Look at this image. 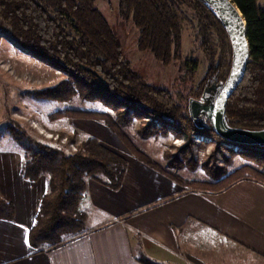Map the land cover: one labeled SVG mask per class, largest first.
<instances>
[{"label":"trees","instance_id":"1","mask_svg":"<svg viewBox=\"0 0 264 264\" xmlns=\"http://www.w3.org/2000/svg\"><path fill=\"white\" fill-rule=\"evenodd\" d=\"M116 1L121 19L130 21L137 31L138 49L149 52L163 65L181 57V24L173 2L190 7L202 27L218 32L222 53L229 58L226 70H222L221 61L211 65L195 90L189 87L186 93L173 94L147 83L132 69L96 0H0V32L27 55L64 75L52 87L34 90L30 96L58 103L79 99L104 109H64L51 113L48 119L70 118L106 126L135 158L148 163L147 156L134 146L123 128L149 118L151 122L138 129V136L185 137L188 142L176 155L166 153L168 164L190 171L200 167L209 178L187 181L164 171L156 162L149 164L183 187L219 190L244 176L264 182V146L228 143L215 134L204 114L194 119L189 111L190 101L202 95L213 102L231 68L230 41L217 13L204 0ZM231 1L246 23L250 56L242 82L227 101L224 118L231 128L264 130V8L258 7V0ZM192 76L193 71L188 70L187 77ZM212 85L216 87L213 95L205 93ZM8 129L23 150L21 176L31 183L43 177L47 180L46 192L28 232L29 246L35 252L55 249L85 230L86 214L81 203L87 181L118 190L126 161L94 137L82 140L71 152L58 140L33 138L16 125ZM192 136L217 142L212 155L201 163L193 154L197 144ZM66 140L75 143L74 136ZM224 143L236 146L238 151L227 148L230 155L225 156L221 151ZM219 153L221 159L216 157ZM236 155H243L250 163L230 172L228 167ZM13 219V204L0 196V220Z\"/></svg>","mask_w":264,"mask_h":264},{"label":"crops","instance_id":"2","mask_svg":"<svg viewBox=\"0 0 264 264\" xmlns=\"http://www.w3.org/2000/svg\"><path fill=\"white\" fill-rule=\"evenodd\" d=\"M21 163L0 156V196L14 206V219L0 220V264H264V182L186 188L134 158L118 190L87 181L82 234L35 252L25 236L46 179L26 181Z\"/></svg>","mask_w":264,"mask_h":264},{"label":"rangeland","instance_id":"3","mask_svg":"<svg viewBox=\"0 0 264 264\" xmlns=\"http://www.w3.org/2000/svg\"><path fill=\"white\" fill-rule=\"evenodd\" d=\"M96 6L115 33L123 57L130 62L135 72L155 87L173 94L186 93L189 87L193 90L197 88L211 65L215 66L221 61L222 70L227 68L229 58L222 53L218 32L212 28L202 27L194 11L184 4L173 2V8L178 14L181 24V57L169 65L161 64L149 52L138 49L137 31L130 21L121 19L116 0H96ZM188 70L193 71V76L190 79L187 77ZM63 78L62 73L27 55L7 34L0 32V156H23L21 145L12 138L8 129L10 125H16L33 138H42L52 142L58 140L71 152H75L76 144L82 140L94 137L126 161L133 158L139 161L130 153L118 136L106 126L92 121L70 118L53 121L48 119L51 113L64 109L104 110L96 103L79 99H73L70 103H58L35 100L30 96L34 90L52 87ZM215 88V85L209 86L205 89V93L213 95ZM193 101H198L203 105L209 103L205 95H202L200 99H192L190 102ZM150 122L151 119L145 118L143 122L136 120L128 127L123 128L124 134L134 146L147 156L148 163L139 162L146 167L150 166V163L156 162L164 171L179 176L183 180H209L200 167L190 171L187 167L176 169L168 164L170 158L166 157V153L176 155L178 150L188 142L185 137L175 138L171 135L148 139L139 137L138 129L141 126L145 127ZM72 136H74L75 143L69 144L66 137ZM191 138L197 144L193 146L192 151L199 163L206 160L215 151L217 142L205 139L197 143L198 140L194 136ZM227 148L222 144L221 151L225 156L230 155ZM231 150L236 152L232 148ZM216 157L221 159L222 156L219 153L216 154ZM249 163L243 155H236L228 167V171H234ZM218 165L221 163L218 162ZM241 178L254 177L244 176Z\"/></svg>","mask_w":264,"mask_h":264},{"label":"water","instance_id":"4","mask_svg":"<svg viewBox=\"0 0 264 264\" xmlns=\"http://www.w3.org/2000/svg\"><path fill=\"white\" fill-rule=\"evenodd\" d=\"M217 13L226 29L231 45V68L222 87L215 93L213 102L201 104L198 101L189 103L192 118L204 114L215 134L224 141L243 146H264V130H244L231 128L225 121V110L228 99L242 82L246 64L250 56V47L246 37V23L242 14L231 0H204Z\"/></svg>","mask_w":264,"mask_h":264},{"label":"built area","instance_id":"5","mask_svg":"<svg viewBox=\"0 0 264 264\" xmlns=\"http://www.w3.org/2000/svg\"><path fill=\"white\" fill-rule=\"evenodd\" d=\"M195 139L198 140L197 143H200V141H204V140H205V139H203L202 137H199V136L195 137ZM206 141H207V140H206ZM208 141H209V140H208ZM224 145H225L226 147H228V148H232L234 151H237V150H238V148H237L236 146H234V145H229V144H225V143H224Z\"/></svg>","mask_w":264,"mask_h":264},{"label":"snow or ice","instance_id":"6","mask_svg":"<svg viewBox=\"0 0 264 264\" xmlns=\"http://www.w3.org/2000/svg\"><path fill=\"white\" fill-rule=\"evenodd\" d=\"M28 242V239H27V235L25 236V243H27Z\"/></svg>","mask_w":264,"mask_h":264}]
</instances>
